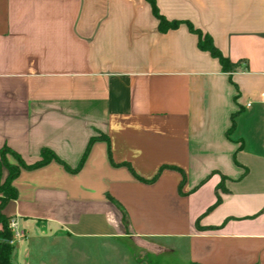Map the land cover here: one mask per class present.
Returning a JSON list of instances; mask_svg holds the SVG:
<instances>
[{"label": "crops", "instance_id": "1", "mask_svg": "<svg viewBox=\"0 0 264 264\" xmlns=\"http://www.w3.org/2000/svg\"><path fill=\"white\" fill-rule=\"evenodd\" d=\"M154 1L177 28L146 0H0V151L56 157L13 180L2 214L33 237L12 264L43 229L264 264V0Z\"/></svg>", "mask_w": 264, "mask_h": 264}, {"label": "rangeland", "instance_id": "2", "mask_svg": "<svg viewBox=\"0 0 264 264\" xmlns=\"http://www.w3.org/2000/svg\"><path fill=\"white\" fill-rule=\"evenodd\" d=\"M204 40V38H203ZM205 45L207 40L203 41ZM125 223V221H123ZM8 239L0 237V242L8 244L10 250V264L16 244L21 241H30L33 235L19 225L23 237L16 240L14 232ZM125 228L127 224L125 223ZM39 231L40 238L34 240L33 248L25 252L22 264H186L180 257L173 254L159 256L147 253L136 246L131 240L119 237L102 239H73L59 234L55 229ZM5 230L0 225V233ZM32 251V252H31Z\"/></svg>", "mask_w": 264, "mask_h": 264}, {"label": "trees", "instance_id": "3", "mask_svg": "<svg viewBox=\"0 0 264 264\" xmlns=\"http://www.w3.org/2000/svg\"><path fill=\"white\" fill-rule=\"evenodd\" d=\"M146 1L151 6L153 15L158 21L159 32L163 33L170 29H175L179 26L180 22L177 21L169 22L159 14L154 0H146ZM188 28L192 33L198 36V48L200 50L207 51L213 58L217 59L223 72L230 73L236 68L237 64H234L230 62L229 59L225 58L221 54V52L213 45V42L208 35L203 34L200 30L194 29L191 24H188ZM203 38L204 40L208 41L207 45L204 44ZM94 140L95 138H91V140L89 141L87 149L84 152L77 169H79L84 163L88 153V149ZM7 154L11 155L17 161V165H12L7 161L6 159ZM52 159H56V157L51 151L42 150L40 161H38L33 165H26L25 163H23L19 155L13 152L12 150L8 148L1 149L0 151V225L3 227L5 231L0 233V237H2L3 239H8L11 233L8 231L9 219H7L2 214V211L5 205L10 200L16 199L17 197L16 189L12 183L13 180L19 174L20 168H26V169L36 168L38 166L46 164L48 161ZM2 168L6 169L7 175L4 181L1 182ZM122 213H123V218H125L124 212ZM125 223L127 224L126 219H125ZM10 250L11 248L8 246V244L4 242H0V264H10Z\"/></svg>", "mask_w": 264, "mask_h": 264}, {"label": "built area", "instance_id": "4", "mask_svg": "<svg viewBox=\"0 0 264 264\" xmlns=\"http://www.w3.org/2000/svg\"><path fill=\"white\" fill-rule=\"evenodd\" d=\"M250 104H247V106H249ZM10 228L12 229V231L14 232L15 235V239L18 240L20 238L23 237V233L20 232L19 230V224L17 222V220L15 219H10Z\"/></svg>", "mask_w": 264, "mask_h": 264}]
</instances>
